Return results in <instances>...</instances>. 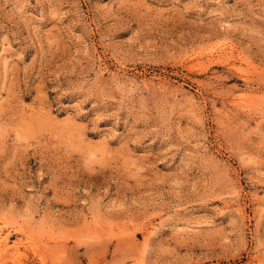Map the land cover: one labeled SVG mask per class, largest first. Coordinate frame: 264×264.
Returning a JSON list of instances; mask_svg holds the SVG:
<instances>
[{
    "label": "rangeland",
    "instance_id": "1",
    "mask_svg": "<svg viewBox=\"0 0 264 264\" xmlns=\"http://www.w3.org/2000/svg\"><path fill=\"white\" fill-rule=\"evenodd\" d=\"M0 264H264V0H0Z\"/></svg>",
    "mask_w": 264,
    "mask_h": 264
},
{
    "label": "bare ground",
    "instance_id": "2",
    "mask_svg": "<svg viewBox=\"0 0 264 264\" xmlns=\"http://www.w3.org/2000/svg\"><path fill=\"white\" fill-rule=\"evenodd\" d=\"M7 249H9V248H7ZM12 249V248H11ZM4 254V253H3ZM2 260V259H1Z\"/></svg>",
    "mask_w": 264,
    "mask_h": 264
}]
</instances>
